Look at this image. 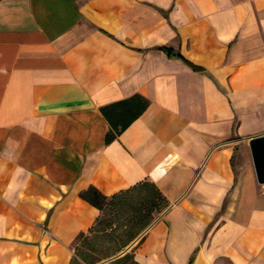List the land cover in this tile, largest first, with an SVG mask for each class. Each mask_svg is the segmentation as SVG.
<instances>
[{"label":"crops","instance_id":"obj_1","mask_svg":"<svg viewBox=\"0 0 264 264\" xmlns=\"http://www.w3.org/2000/svg\"><path fill=\"white\" fill-rule=\"evenodd\" d=\"M263 132L264 0H0V264H264ZM143 182L153 221L77 253L79 193Z\"/></svg>","mask_w":264,"mask_h":264},{"label":"rangeland","instance_id":"obj_2","mask_svg":"<svg viewBox=\"0 0 264 264\" xmlns=\"http://www.w3.org/2000/svg\"><path fill=\"white\" fill-rule=\"evenodd\" d=\"M151 193V185L144 184L131 187L106 202L91 231L77 239V252L87 260L118 257L130 238L142 232L163 209L157 210L159 199ZM151 201L158 204L152 207ZM144 223L147 224L143 226ZM115 263L131 264L128 258Z\"/></svg>","mask_w":264,"mask_h":264},{"label":"trees","instance_id":"obj_3","mask_svg":"<svg viewBox=\"0 0 264 264\" xmlns=\"http://www.w3.org/2000/svg\"><path fill=\"white\" fill-rule=\"evenodd\" d=\"M144 184H145V185H151V187H152V191H153V193H151V194L155 195V196L159 199V202H160V203H159V205H158V207H157V210L160 211L162 208H164V207L167 205V201L165 200V198L161 195V193L157 190V188H156L153 184L148 183V182H143V183H139V184L133 186L132 188L137 187V186H141V185H144ZM130 188H131V187H130ZM130 188H129V189H130ZM125 191H126V190H125ZM121 192H123V191H121ZM121 192H119V193H121ZM119 193H116V194H114V195H112V196H110V197H107V196L102 195V194H101L99 191H97L94 187L90 186V187H88L87 189L81 191V192L79 193V195H80L81 198L85 199L87 202H89V203L92 204L93 206L97 207L100 211H102V209H103V205H104L106 202L112 200V199H113L114 197H116ZM153 197H154V196H153ZM151 204H152V207H153V206H156L158 203H155V205H154V201H151ZM143 219H144V217H143ZM146 224H147V223H146ZM146 224L144 223L143 226H145ZM91 229H92V228H91ZM82 236H85V235L80 234L78 238H80V237H82ZM135 236H136V234H135L133 237H131L130 240H131L132 238H134ZM130 240H129V241H130ZM77 253H78V252H77ZM128 257H129L128 254H127V255H124L123 259L126 260ZM85 259H86V258H85ZM98 260H99V259L91 260L90 263H95V262H97Z\"/></svg>","mask_w":264,"mask_h":264},{"label":"water","instance_id":"obj_4","mask_svg":"<svg viewBox=\"0 0 264 264\" xmlns=\"http://www.w3.org/2000/svg\"><path fill=\"white\" fill-rule=\"evenodd\" d=\"M247 140L256 180L264 185V132L252 135Z\"/></svg>","mask_w":264,"mask_h":264}]
</instances>
